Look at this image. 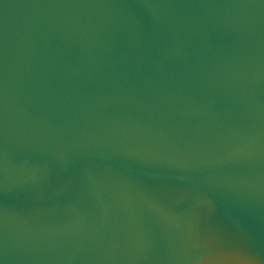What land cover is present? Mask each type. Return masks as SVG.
I'll return each mask as SVG.
<instances>
[{"label":"water","instance_id":"water-1","mask_svg":"<svg viewBox=\"0 0 264 264\" xmlns=\"http://www.w3.org/2000/svg\"><path fill=\"white\" fill-rule=\"evenodd\" d=\"M0 264H264V0H0Z\"/></svg>","mask_w":264,"mask_h":264}]
</instances>
